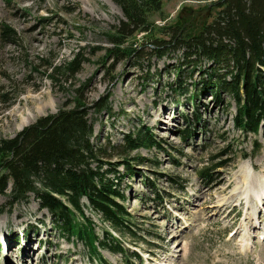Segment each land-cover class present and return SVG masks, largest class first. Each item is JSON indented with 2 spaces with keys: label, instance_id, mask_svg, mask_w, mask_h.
<instances>
[{
  "label": "rangeland",
  "instance_id": "rangeland-1",
  "mask_svg": "<svg viewBox=\"0 0 264 264\" xmlns=\"http://www.w3.org/2000/svg\"><path fill=\"white\" fill-rule=\"evenodd\" d=\"M219 1L165 0L166 22L173 26L181 19L198 27L211 23L218 16ZM187 8L211 10L194 18L188 10L182 12ZM125 19L113 0H0V24L19 36L17 44H5L0 36V94L7 95L9 103L0 100V139L15 138L40 118L74 107L77 89L86 86L90 106L110 96L113 108V115L104 112L96 117L98 139L105 142L109 137L120 146L126 135H143L150 129L163 147L134 151L129 158L140 173L136 178L124 176L119 183L129 197L133 230L116 233L100 213L84 209L98 235L112 232L128 255L114 252L111 241L110 248L100 249L102 261L97 262L81 240L55 227L35 195L11 207L9 184L7 192L0 193V264H264V128L257 138L244 137L233 127L234 105L218 104L204 93L195 102L208 122V132L197 130L186 142L181 134L188 126L183 117L193 118L190 99L201 89L199 68L184 66L179 52L162 59L154 56L149 66L130 58L114 62L105 48L111 47L113 27ZM152 20L156 26L166 24L160 18ZM137 36L134 42L150 53L147 36ZM79 52L87 60L76 77L53 80L45 75L40 59L61 66ZM201 63L203 69L210 66ZM22 116L30 122L21 131L15 128ZM121 151L112 163L122 161ZM140 158L145 162L140 164ZM118 171L123 175L126 169L118 166ZM201 171L213 182L203 180ZM146 178L156 186L163 205L151 200L155 195L144 184ZM250 185L261 198L248 191ZM133 253L140 254L143 262L133 260Z\"/></svg>",
  "mask_w": 264,
  "mask_h": 264
},
{
  "label": "trees",
  "instance_id": "trees-1",
  "mask_svg": "<svg viewBox=\"0 0 264 264\" xmlns=\"http://www.w3.org/2000/svg\"><path fill=\"white\" fill-rule=\"evenodd\" d=\"M113 1L126 18L113 27L111 47L105 48L114 62L130 58L144 60L149 66L154 56L162 59L179 52L184 66L199 68L201 89L190 99L194 104L193 118L190 114L183 117L188 125L181 131L186 142L194 139L197 130L208 132V122L195 102L204 93H210L218 104L234 105L233 127L244 137L259 136L264 128V0H220L215 4L219 10L216 19L200 27L196 22L189 26L181 19L173 26L167 24L165 0ZM153 18H160L166 24L156 26ZM138 33H144L150 40V53L148 47L134 42ZM168 35L170 40L165 39ZM0 36L5 44L18 43V33L6 24H0ZM86 60L83 52H79L61 66L53 60L40 59V62L46 69L45 75L55 80L60 76L76 77ZM203 60L210 65L206 69L202 67ZM220 67L225 69L224 73L219 71ZM86 88L77 89L74 107L40 118L15 138L0 139V193H6L9 184L12 185L11 207L35 195L40 207L51 214L56 228L67 237L81 240L92 258L102 261L100 249L110 248L111 241L114 252L128 255L129 250L110 231L104 230L103 237L98 235L93 221L85 214V207L100 213L116 233L133 230L134 215L127 207L129 197L119 183L124 176L136 178L140 173L132 167L129 158L134 151L163 147L150 129L143 135H126L120 146L113 145L109 137L105 142L98 139L96 117L104 112L113 115V108L109 104L110 96L90 106ZM5 96L0 94V100L9 104ZM254 149H260L257 140ZM117 150H122L118 155L122 161L112 163ZM138 162L142 164L145 159ZM106 165L110 166L109 170H105ZM118 166L125 167L123 175ZM110 173L115 175L114 179L109 177ZM200 174L203 180L213 182L209 173ZM144 184L154 192L151 200L163 205L154 183L146 178ZM133 260L143 262L138 253H133Z\"/></svg>",
  "mask_w": 264,
  "mask_h": 264
},
{
  "label": "bare ground",
  "instance_id": "bare-ground-1",
  "mask_svg": "<svg viewBox=\"0 0 264 264\" xmlns=\"http://www.w3.org/2000/svg\"><path fill=\"white\" fill-rule=\"evenodd\" d=\"M50 103V102H49ZM45 105V104H44ZM43 108L44 107H39V110L40 111H42L43 112ZM14 114H16L15 113V110L14 111H12ZM42 112H40V113H42ZM35 117V116H34ZM33 117V118H34ZM32 119V118H31ZM29 122H30V119L28 118V117H24V116H22V118H21V121H20V123H19V126L17 127V128H15V129H17V130H23L24 129V127L25 126H27L28 124H29ZM16 127V126H15ZM249 187V192H251V194L256 198V199H259V198H261L260 197V195H259V193L256 191V189H254V187H252L251 185L250 186H248ZM246 242V247L247 246H249V242L246 240L245 241ZM244 243V242H243Z\"/></svg>",
  "mask_w": 264,
  "mask_h": 264
},
{
  "label": "water",
  "instance_id": "water-1",
  "mask_svg": "<svg viewBox=\"0 0 264 264\" xmlns=\"http://www.w3.org/2000/svg\"><path fill=\"white\" fill-rule=\"evenodd\" d=\"M185 10H188V13L191 15V16H195L196 14H198L199 16H205V14H207V13H210V10H211V8H208V9H206V10H203V11H196V10H194V9H183V11L182 12H184Z\"/></svg>",
  "mask_w": 264,
  "mask_h": 264
},
{
  "label": "flooded vegetation",
  "instance_id": "flooded-vegetation-1",
  "mask_svg": "<svg viewBox=\"0 0 264 264\" xmlns=\"http://www.w3.org/2000/svg\"><path fill=\"white\" fill-rule=\"evenodd\" d=\"M194 18H196V15L194 16Z\"/></svg>",
  "mask_w": 264,
  "mask_h": 264
}]
</instances>
